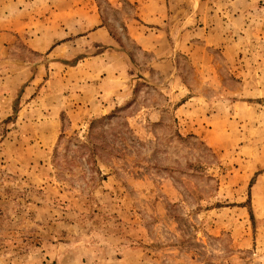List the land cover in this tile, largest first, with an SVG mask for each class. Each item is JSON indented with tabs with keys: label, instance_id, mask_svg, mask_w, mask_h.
Wrapping results in <instances>:
<instances>
[{
	"label": "rangeland",
	"instance_id": "374dc122",
	"mask_svg": "<svg viewBox=\"0 0 264 264\" xmlns=\"http://www.w3.org/2000/svg\"><path fill=\"white\" fill-rule=\"evenodd\" d=\"M90 1L126 67L54 51L81 0L14 12L0 48V264H264V0Z\"/></svg>",
	"mask_w": 264,
	"mask_h": 264
},
{
	"label": "crops",
	"instance_id": "0c3cea01",
	"mask_svg": "<svg viewBox=\"0 0 264 264\" xmlns=\"http://www.w3.org/2000/svg\"><path fill=\"white\" fill-rule=\"evenodd\" d=\"M10 1V5H8V2ZM18 0H3V2H1V7L6 5V9L2 12H0V41L3 40V44L0 46L1 49H3V58H5L6 60L10 59L11 54H9V52L12 51L13 45L15 44L14 42H16L17 40L13 39V34H11L10 31H12L11 26H15L14 25V20H13V13L16 12H20L24 9L27 8L29 9V11L33 10L34 6H39L40 4H43L46 2H51L52 0H25V4H22V2H17ZM61 1V0H58ZM64 1H70L71 0H64ZM138 3V7H143L145 8L146 6L144 5V1L142 0H136ZM153 1V0H152ZM19 5V8H18ZM24 5V7H23ZM199 5V4H198ZM9 6V7H8ZM73 14H67L66 17L69 18L70 21L68 20H63V19H58L57 20V16H53L52 20L47 22V21H43V24H50V23H54L56 24L58 21L61 22V25L63 26L64 29H67L68 31L71 30L70 25H73V29H79L77 30H73V35L71 34L72 32H70L68 36H64V37H60V41L61 43H59L56 47V50L61 51V49L66 48L69 45L73 46V68H76L78 66V64L81 62V64H83L84 66L89 65L91 62H97L98 60L102 59V60H106L107 58H110L111 56L113 58H115L117 64L120 65L123 64L124 67V60L126 57V53H124V51H122V47L117 44V42L115 41V39L113 38V35L111 33V31L109 30V28L107 26L104 25L103 20L100 16H98L97 13V7H95V4H93V1L89 0H81V3L78 2H73ZM69 12H71L70 7L67 9ZM30 13V12H28ZM85 13V16H83L82 18H80V20H77L76 17H78L80 14ZM54 15V14H53ZM142 17V16H141ZM145 18H147V16H145ZM149 21H145V19H143V17L141 18L142 21L145 22L146 25L149 26H157L163 29V26L161 25V23L159 22L158 18H154L151 19L150 17ZM16 23H20V20H18ZM218 23H222L223 25L226 24L223 20L220 21H216V22H211V24H208L207 26H205L204 28L207 30V27L212 25H216ZM230 23L233 24V22L230 20ZM227 25V24H226ZM62 30V29H61ZM152 30V29H150ZM155 30H158L157 28H155ZM154 30V31H155ZM230 32V31H229ZM45 33V32H44ZM208 31H205V35H207ZM16 35L21 36L24 34H21L19 31L16 32ZM38 35V34H37ZM33 36L30 39V41L32 42V44H28L29 47L31 48V50H33L35 53L38 54H42L45 52L46 48H44L40 43L41 39H43V35L44 38L46 39L45 34L41 33L40 37L39 36ZM57 35V34H56ZM141 36V34H135L133 35V39H135L136 41H138V43H140V41L143 40V38L145 37ZM50 37V36H48ZM52 37V36H51ZM57 37V36H56ZM52 39H54L56 42L58 41L57 38L52 37ZM10 40L11 42L8 43L7 41ZM25 41V39H24ZM30 43V42H29ZM114 43V44H113ZM64 45V46H63ZM62 46V48H61ZM99 47H104L106 49H104L103 51L98 52ZM1 55V53H0ZM122 58V59H121ZM121 59V60H120ZM107 65L105 66L106 70H103L99 76H97L96 79H99V83L101 86H103L104 88H106L109 82V79L107 77V69H108V65L110 64L109 61H106ZM123 62V63H122ZM80 66V65H79ZM93 70V69H92ZM91 73H88V71L86 72L85 78L82 81H85L88 83H91L93 85H96L93 78H94V74L90 75ZM93 77V78H92ZM97 82V81H96ZM88 86V84H87ZM120 89H124L125 86L122 85H118L116 86ZM114 87L115 91H118V89ZM105 94L99 95V96H104Z\"/></svg>",
	"mask_w": 264,
	"mask_h": 264
},
{
	"label": "trees",
	"instance_id": "16d2710c",
	"mask_svg": "<svg viewBox=\"0 0 264 264\" xmlns=\"http://www.w3.org/2000/svg\"><path fill=\"white\" fill-rule=\"evenodd\" d=\"M104 20H105V18H104ZM104 25L105 26H107L108 28H109V30L111 31V28H110V26L109 25H107V23L105 22L104 23ZM111 33H112V31H111ZM112 35H113V38L115 39V41L122 47V45H121V41H120V39L119 38H117L115 35H114V33H112ZM97 49H99L98 50V52H100V51H103L104 49H106V48H104V47H99V48H97ZM122 49H123V47H122ZM127 55V57L129 58V60H131V62H132V57L129 55V53H127L126 54ZM120 110V111H119ZM118 111L119 112H122V111H124L125 110V112H126V108H124V109H119ZM117 111V112H118ZM116 112V113H117ZM115 113V114H116ZM115 114H113V115H111V116H109V117H107V119L108 120H110V119H115V120H118V119H120V118H122L121 116H118V115H115ZM102 120H104V119H102ZM100 123V121H96V122H94L93 124H92V128H93V131H91V135L89 136V142H91L92 143V145H93V149H92V151H91V154H90V156H91V159L93 160V161H96V155H99L100 154V152H101V149H102V142L101 143H99V145L98 146H96V143L94 142V140L95 139H97L98 137L97 136H94V125H96V124H99ZM86 148H87V145H86Z\"/></svg>",
	"mask_w": 264,
	"mask_h": 264
}]
</instances>
